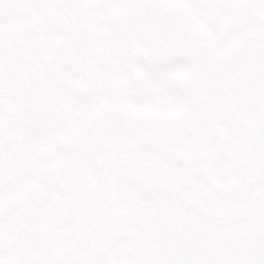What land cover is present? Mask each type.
Instances as JSON below:
<instances>
[{
    "label": "snow or ice",
    "instance_id": "6c2138e0",
    "mask_svg": "<svg viewBox=\"0 0 264 264\" xmlns=\"http://www.w3.org/2000/svg\"><path fill=\"white\" fill-rule=\"evenodd\" d=\"M0 264H264V0H0Z\"/></svg>",
    "mask_w": 264,
    "mask_h": 264
}]
</instances>
